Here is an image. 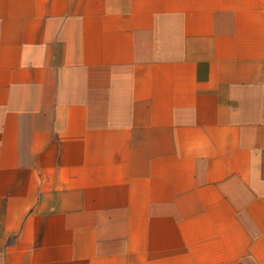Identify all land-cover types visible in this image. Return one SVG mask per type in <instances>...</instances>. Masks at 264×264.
<instances>
[{
	"label": "crops",
	"instance_id": "crops-1",
	"mask_svg": "<svg viewBox=\"0 0 264 264\" xmlns=\"http://www.w3.org/2000/svg\"><path fill=\"white\" fill-rule=\"evenodd\" d=\"M0 264H264V0H0Z\"/></svg>",
	"mask_w": 264,
	"mask_h": 264
}]
</instances>
